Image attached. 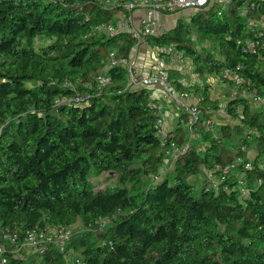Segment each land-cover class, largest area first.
I'll return each mask as SVG.
<instances>
[{
	"label": "trees",
	"instance_id": "1",
	"mask_svg": "<svg viewBox=\"0 0 264 264\" xmlns=\"http://www.w3.org/2000/svg\"><path fill=\"white\" fill-rule=\"evenodd\" d=\"M105 1L0 0V230L24 232L45 223L73 229L78 222L87 229L76 232L66 254L51 249L41 260L11 264H69V253L84 264H264V112L252 113L249 100H230L226 118L240 119L243 109L240 120L251 136L256 132L258 154L253 168H238L218 194L205 187L196 192L189 179L202 168L216 173L236 156L248 159L242 146L224 148L227 129L218 140L206 134V147L192 149L153 184L166 162L151 91L115 94L126 84L123 69L110 71L116 83L110 94L56 106L73 95L61 87L65 80L87 83L102 71L110 50L128 57L135 46L129 33L85 38L112 19ZM232 4L222 16L213 6L192 19L213 51L192 47L182 23L148 44L176 47L201 76L236 72L241 90L264 97V62L237 44L251 36L240 12L245 3ZM246 11L264 19V0H251ZM202 94L204 107L218 108L208 89ZM103 219L109 224L98 233Z\"/></svg>",
	"mask_w": 264,
	"mask_h": 264
},
{
	"label": "built area",
	"instance_id": "2",
	"mask_svg": "<svg viewBox=\"0 0 264 264\" xmlns=\"http://www.w3.org/2000/svg\"><path fill=\"white\" fill-rule=\"evenodd\" d=\"M237 0H231V3ZM245 5L241 8V16L246 20V29L251 34L245 40H239L237 44L241 50L248 55L256 56L264 62V32L258 28L255 18L249 16L246 11L251 0H243ZM106 4H114L124 13V21L119 25H114L111 21L95 25L86 35V39L106 36L114 38L123 33H129L137 42V48L147 45L150 37L163 36L165 30L158 16L165 14L174 16L184 12L198 13L213 7L212 0H130L121 4L119 0H106ZM104 5V8H105ZM139 11H145V16L140 20L139 26L134 25V14ZM225 11L220 9L219 16ZM153 50H156L153 48ZM163 55L158 56L157 66L152 65L148 75L138 73L139 61L135 56H123L118 50L112 49L106 55V60L102 71L92 76L89 82L82 83L81 80H65L61 87L71 90V98L59 99L56 106L63 105H82L89 103L91 97H100L112 92L116 86L115 80L110 75L113 69H123L126 73V84L124 88L114 90V93L121 95L127 91L140 88L151 91L150 107L157 116L156 131L160 145L163 151V158L166 166L158 175L153 176V184L159 183L165 176L168 165L175 166L180 160L190 153L192 149L201 150L199 144L203 142L206 134L215 135L219 118L227 117L226 106L218 108L204 107L203 94H198L194 90H179L175 82L170 78V74L165 69H159V66H165L170 63H179L186 65V57L176 47L163 51ZM210 77L209 75H207ZM211 77L230 80L232 84L240 86L243 83L241 77L230 70H224L220 75ZM80 88H84L83 91ZM255 102L264 104V97L253 93ZM176 107L183 117L181 123L187 127V136L183 139L177 138L174 132L166 129V120L168 108ZM218 139V138H216ZM196 144H198L196 146ZM197 147V148H196ZM241 152H246L245 147ZM264 169V165L259 166ZM238 168L251 170L253 168L252 160L244 159L242 156L234 157L231 164L224 168L216 167L214 172H208L205 189L208 192L218 194L224 180L232 175ZM261 181H259V185ZM240 190L242 196H248L249 191L246 187L244 178L240 181ZM109 221L103 219L99 222L98 233H101L108 226ZM74 229L65 226H52L45 223L42 226H36L24 232L18 229L0 230V264H11L14 261H27L31 258L41 260L51 249H56L61 254H66L67 249L75 235ZM69 264H84L81 256L69 253L67 255Z\"/></svg>",
	"mask_w": 264,
	"mask_h": 264
},
{
	"label": "rangeland",
	"instance_id": "3",
	"mask_svg": "<svg viewBox=\"0 0 264 264\" xmlns=\"http://www.w3.org/2000/svg\"><path fill=\"white\" fill-rule=\"evenodd\" d=\"M219 4H216L213 8L216 10L223 9L226 13L230 11L231 8H233V4L231 3V0H219ZM106 11H110L112 13V19L110 20L114 25H119L122 22H120L122 19H124V13L120 11L117 7L114 6V4H106L105 8ZM196 13L192 12H184L180 15H177L174 17L173 22H170L169 24L165 25V29L167 31L177 28L180 23H182L187 29L190 31L188 34L189 44L194 47L199 52H208L213 51L214 47L210 46V44L204 40L201 39L199 36L196 27L192 26V19L194 16H196ZM258 23V28L260 31L264 32V19L256 20ZM44 42V41H43ZM46 42V41H45ZM136 46V44H135ZM149 48L143 47L141 48V58L149 59ZM151 50V49H150ZM151 52L156 56L159 51L158 50H151ZM147 53V54H146ZM146 54V56H145ZM189 65L187 66L188 71L191 72V75L194 74V71H197L196 66L193 64L192 61L189 59L187 60ZM197 74V73H196ZM201 79H198L199 82L196 85H193L192 80L190 79L188 85H191L192 89L197 90L200 88L203 89H210L209 92L211 96H213V99L217 102L220 106H226L227 103L232 99H239V98H245L249 100L251 103V112H264V104H258L255 102V97L253 94H249L243 90H241L240 86L231 85L228 83H225L223 81L220 82H207L206 79L200 75ZM217 79V78H216ZM189 80V79H188ZM242 111L243 109H240L239 111V117L242 118ZM240 119H233V118H221L218 120V126L216 129L215 135L212 136L211 139L218 140L216 138H220V136H226L223 134L222 130L227 129L229 131L230 135L227 140H224V143L222 142V145L224 146L225 142H227L228 146H224L225 149L234 150L238 149L240 146L245 147L246 153L245 157L249 160H253L257 154V147L254 141V135L251 136V130L246 128L244 123ZM248 139L247 146H244V139ZM201 142L199 144V147L201 150L207 146V142ZM198 144H196L197 146ZM197 148V147H196ZM169 170L173 172L174 167L171 165H168ZM236 174V172L234 173ZM173 175L170 176L172 178ZM208 172L202 168L200 174H198L196 177L190 178L189 182L193 184L196 188V192L200 191L203 187H205V183L207 181ZM239 177V175L237 176ZM107 176H103L100 180L102 183L106 184ZM111 183L110 185H112ZM75 233L76 232H87V229L83 226L81 222H78L75 227H73Z\"/></svg>",
	"mask_w": 264,
	"mask_h": 264
},
{
	"label": "crops",
	"instance_id": "4",
	"mask_svg": "<svg viewBox=\"0 0 264 264\" xmlns=\"http://www.w3.org/2000/svg\"><path fill=\"white\" fill-rule=\"evenodd\" d=\"M212 1H213L214 6L216 4L220 3L219 0H212ZM177 15H180V14H177ZM177 15L168 16V15H165V14H160L158 16L161 24L163 25V28H164L165 32H167V30L165 29V27H166L165 25L169 24L170 22H173L174 17L177 16ZM144 16H145V11H139L136 14H134L133 21H134V25L136 27L139 26V22ZM124 19H122L120 22H122ZM135 44H136V46H134V48L132 49L130 56L131 57L135 56V57L138 58V61H139L138 73L140 75H148L150 73L151 69H152L151 68L152 65L157 66L159 54H157L155 56L151 52V50H153V48H155V47H153L152 45H150L148 43H147V45H144V46H142L140 48H137V42H135ZM143 47L149 48L148 49L149 50L148 51L149 52L148 53L149 54V57H148L149 59H147V60L144 59V58H141V48H143ZM155 49L158 50L159 53H160V51L163 52V51L166 50V49H159V48H155ZM146 54H145V56H146ZM160 55H163V54H160ZM186 60H188V59H186ZM188 65H189L188 62L186 63V65H181L179 63H170V64H167L165 66L164 65L163 66H159V64H158V68L159 69H165V70L168 71V73L170 74V78L175 82V84L177 85L179 90H190V89H192L191 88L192 86L188 85L190 79L192 80L193 85H196L199 82L198 79H201V78H200V75L197 73V71L196 72L194 71V74L191 75V78H189L191 72L188 71V69H187ZM211 76H213V75H211ZM211 76L208 77L207 75H204L203 77L206 79L207 82H209V81L210 82H220L218 80L219 78L211 77ZM192 90H194V89H192ZM204 90L205 89H203L202 92ZM202 92H200L198 94L200 95V94H202ZM211 99L213 101H215L213 99V96H211ZM181 117H183V114L176 107H171V108L169 107L168 108V114H167V120H166V129L169 132H174L175 135L177 136V138H179V139H183L185 136H187V133H188L187 127L181 123V120H180ZM219 119H221V118H219ZM218 120H217V123H218Z\"/></svg>",
	"mask_w": 264,
	"mask_h": 264
}]
</instances>
